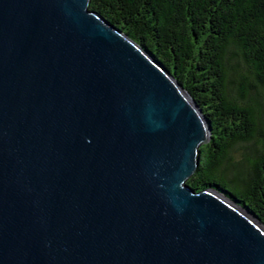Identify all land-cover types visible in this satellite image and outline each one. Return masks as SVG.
I'll list each match as a JSON object with an SVG mask.
<instances>
[{
	"label": "water",
	"instance_id": "water-1",
	"mask_svg": "<svg viewBox=\"0 0 264 264\" xmlns=\"http://www.w3.org/2000/svg\"><path fill=\"white\" fill-rule=\"evenodd\" d=\"M92 0H0V264H264V223L188 180L212 139Z\"/></svg>",
	"mask_w": 264,
	"mask_h": 264
},
{
	"label": "trees",
	"instance_id": "trees-1",
	"mask_svg": "<svg viewBox=\"0 0 264 264\" xmlns=\"http://www.w3.org/2000/svg\"><path fill=\"white\" fill-rule=\"evenodd\" d=\"M90 8L168 67L206 115L212 139L188 183L220 189L264 223V0H92Z\"/></svg>",
	"mask_w": 264,
	"mask_h": 264
},
{
	"label": "rangeland",
	"instance_id": "rangeland-1",
	"mask_svg": "<svg viewBox=\"0 0 264 264\" xmlns=\"http://www.w3.org/2000/svg\"><path fill=\"white\" fill-rule=\"evenodd\" d=\"M243 72H244V69L242 68Z\"/></svg>",
	"mask_w": 264,
	"mask_h": 264
}]
</instances>
